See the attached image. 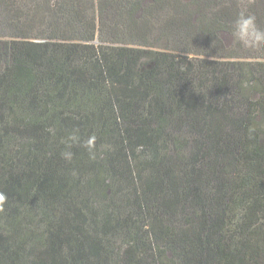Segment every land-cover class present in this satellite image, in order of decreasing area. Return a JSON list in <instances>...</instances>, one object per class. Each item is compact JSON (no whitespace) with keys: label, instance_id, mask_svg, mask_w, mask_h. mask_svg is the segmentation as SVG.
I'll use <instances>...</instances> for the list:
<instances>
[{"label":"trees","instance_id":"1","mask_svg":"<svg viewBox=\"0 0 264 264\" xmlns=\"http://www.w3.org/2000/svg\"><path fill=\"white\" fill-rule=\"evenodd\" d=\"M242 7L264 26V0H0V264H264Z\"/></svg>","mask_w":264,"mask_h":264},{"label":"clouds","instance_id":"2","mask_svg":"<svg viewBox=\"0 0 264 264\" xmlns=\"http://www.w3.org/2000/svg\"><path fill=\"white\" fill-rule=\"evenodd\" d=\"M233 41L241 48L246 49L253 53L264 52V26L258 22V18L255 13L250 12L246 7L240 8L230 21L229 29ZM188 60L193 59V54L187 52ZM204 59V56L202 57ZM214 60L219 62L223 58L213 57ZM256 62H261L260 57L257 56ZM251 62V61H250ZM69 142L78 143L79 137L73 133L68 137ZM96 137L90 136L83 141V144L91 152L95 147ZM71 146V144H69ZM66 159H71L72 153L66 151L63 153ZM7 195L0 191V211H3L5 203L7 201Z\"/></svg>","mask_w":264,"mask_h":264},{"label":"rangeland","instance_id":"3","mask_svg":"<svg viewBox=\"0 0 264 264\" xmlns=\"http://www.w3.org/2000/svg\"><path fill=\"white\" fill-rule=\"evenodd\" d=\"M148 51H150V49H147ZM147 55L151 56V53L148 52ZM194 56V55H193ZM194 57H197V56H194ZM200 58H202L203 56H199ZM204 58H209V59H212L213 57H207V56H204ZM150 57H147L145 59L146 62H149L150 61ZM246 62L248 61H252V59H244ZM199 66V65H198ZM199 70L201 68H198ZM224 69L230 74V75H233L234 72H235V68L233 65H229V66H224ZM234 77V76H233ZM259 88H260V85H247V83H244V85L242 86L240 92H239V96L242 97L243 99L244 98H248V97H251L253 100H256L259 98L260 94H259ZM231 93L233 94L234 91L232 90ZM262 116V114H261ZM261 116L258 118V120L261 121ZM263 127V132H264V123L261 125ZM261 144L262 146L264 147V135L262 136V141H261Z\"/></svg>","mask_w":264,"mask_h":264}]
</instances>
